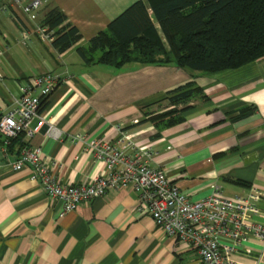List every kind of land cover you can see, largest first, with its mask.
Instances as JSON below:
<instances>
[{"label": "crops", "instance_id": "obj_1", "mask_svg": "<svg viewBox=\"0 0 264 264\" xmlns=\"http://www.w3.org/2000/svg\"><path fill=\"white\" fill-rule=\"evenodd\" d=\"M28 1L2 3L0 10V114L33 77L50 73L60 82L39 105L30 137L18 135L5 154L0 138V264H201L188 244L136 211L128 188L109 189L61 212L59 202L29 179L28 165L13 170L8 164L22 146L38 147L60 183L76 184L104 173L83 144L114 142L122 133L125 143L152 152L149 165L163 170L189 201L208 196L211 185L225 197L256 189L259 214L245 220L264 224V57L213 73L172 63L85 64L75 47L136 0H40L23 12ZM52 6L80 34L62 52L33 33ZM188 80L205 98L191 101L179 122L162 128L139 122L144 105ZM45 123L58 132L56 138L46 134ZM229 258L233 264H264V244L249 237Z\"/></svg>", "mask_w": 264, "mask_h": 264}, {"label": "built area", "instance_id": "obj_2", "mask_svg": "<svg viewBox=\"0 0 264 264\" xmlns=\"http://www.w3.org/2000/svg\"><path fill=\"white\" fill-rule=\"evenodd\" d=\"M22 2L0 0V10L2 3L14 7ZM39 5L40 0H29L21 10L29 12ZM33 33L39 41H51L46 27L38 26ZM59 82L50 73L33 77L22 86L12 106L0 114L3 154L11 139L20 134L32 135L33 130L29 129L31 120L37 116L41 102ZM45 124L46 134L56 138L58 132ZM120 134L114 142L94 140L83 144L82 149L88 150L103 164L104 173L76 184L60 183L52 168L41 159L38 147L22 146L8 164L13 170L28 165L29 179L37 182L47 197L58 201L63 213L72 211L81 202L102 196L109 189H130L135 194L136 211L148 216L168 237L188 244L197 253L201 264H233L230 254L249 237L264 244V224L245 220L246 214H259L257 203L262 197L256 189L250 188L244 195L225 197L216 185H211L208 196L189 201L163 170L149 165L152 152L148 148L125 143L127 137Z\"/></svg>", "mask_w": 264, "mask_h": 264}, {"label": "trees", "instance_id": "obj_3", "mask_svg": "<svg viewBox=\"0 0 264 264\" xmlns=\"http://www.w3.org/2000/svg\"><path fill=\"white\" fill-rule=\"evenodd\" d=\"M40 25L49 31L57 52L80 39L55 6L44 12ZM75 51L85 64L115 68L172 63L205 73L234 69L264 57V0H136ZM204 98L188 80L144 105L139 122L170 126L182 119L191 101ZM162 103V110H143Z\"/></svg>", "mask_w": 264, "mask_h": 264}]
</instances>
